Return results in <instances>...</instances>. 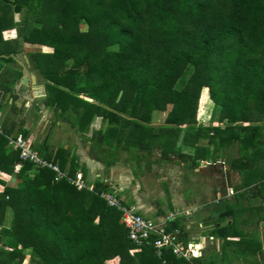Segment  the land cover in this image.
Here are the masks:
<instances>
[{
	"label": "trees",
	"instance_id": "trees-1",
	"mask_svg": "<svg viewBox=\"0 0 264 264\" xmlns=\"http://www.w3.org/2000/svg\"><path fill=\"white\" fill-rule=\"evenodd\" d=\"M14 11L25 29L6 39ZM22 51L44 79L45 106L94 145L113 151L160 147L165 158L198 163L223 157L225 146L237 142L241 185L264 190L262 169H251L264 157V0H0V62L11 64L4 81L0 68V109L9 93L15 110L14 86L23 72L14 57ZM203 88L216 123L206 127L197 120ZM156 112H166L158 126L152 124ZM1 129L0 171L14 174L16 185L4 183L0 193V264H22L27 255L29 264H227L206 255L188 261L171 248L159 255L151 244L132 254L136 244L121 211L100 195L113 192L106 184L79 190L29 161L15 171L20 153ZM190 137L207 143L191 142L189 156L180 145ZM35 149L67 176L78 172L68 149L48 141ZM175 228L182 236L173 220L168 229ZM213 233L224 248L239 235L238 253H264L259 243L247 248L234 224Z\"/></svg>",
	"mask_w": 264,
	"mask_h": 264
},
{
	"label": "crops",
	"instance_id": "crops-1",
	"mask_svg": "<svg viewBox=\"0 0 264 264\" xmlns=\"http://www.w3.org/2000/svg\"><path fill=\"white\" fill-rule=\"evenodd\" d=\"M18 65L20 66L19 63ZM8 66L10 65L6 63L3 66L0 64V68H8ZM30 70H32L31 66L29 72L36 75V86L25 84L21 79L14 86L15 110H12L10 106L13 99L9 93L6 94L8 104L0 109V123L3 129L5 127V131H9L8 137L21 133L23 129L28 132L27 138L33 141L34 147L48 141L54 149L57 147L68 149L70 154L75 157L77 170L83 172L87 183L95 186L98 182H103L125 204L148 220L162 223L170 212H174L176 214L174 221L179 223V228L183 231L181 237L183 241L202 243L207 246L205 251L211 248V245L222 242L223 239L213 233L217 227L234 224V227L241 230L240 225L256 222V216L244 217V215L241 216L242 212L257 211L260 214L256 223L259 224L264 220V215H261V211L264 209L261 206L250 207L247 205L249 200L256 197H260L264 204V190L251 189L255 183H252L250 187L241 185L244 181V170L240 169L238 163L235 162L241 154L239 143L234 142L226 145L222 150L223 157L219 159L201 160L194 163L191 159L178 155H173L171 159L165 158L160 147H154L150 152L143 151L144 153H140L138 149L117 148L116 151H113L105 146L94 145L91 140L80 135L78 131L66 130L61 136L58 132L64 120L57 116L52 118L45 113L42 107L43 102L36 97L39 89H42L38 82V75ZM4 74V70H2V81L5 80ZM27 85L28 87H24ZM19 91H22L23 94ZM21 102L26 103L27 109L20 107ZM32 102L34 103L32 104ZM212 112L213 109L211 112L208 111L206 115L209 119L205 121L199 119V113L197 120L200 121L198 123L205 127L216 124L212 120ZM52 114L54 115L53 111ZM220 124L224 126L222 123ZM42 129L45 131L42 132ZM189 141V143L180 145L181 151L189 156L195 151V147L192 146L194 141L197 146H205L207 143L201 138L197 140L196 137H190ZM232 161L235 166L230 167L229 164ZM263 168L264 157L258 158L251 164L253 170ZM0 180L3 181L0 183V192L4 189V183L9 186L16 185L14 174L0 171ZM229 187L235 191L234 194L232 193L233 195L229 194ZM224 204L225 207L220 210L219 207ZM237 206H241L242 211L239 209V217L236 219L234 212L230 211L236 209ZM225 209L228 211L227 215L220 218L219 215ZM253 214L255 213L253 212ZM240 220L243 224L240 223ZM257 227L261 228L262 226L258 225ZM244 235V241L248 238L251 239L246 234ZM210 237H213L212 241ZM257 243L263 244L260 235ZM205 251L203 250L202 254L206 255L207 251ZM259 254L261 255V253Z\"/></svg>",
	"mask_w": 264,
	"mask_h": 264
},
{
	"label": "built area",
	"instance_id": "built-area-1",
	"mask_svg": "<svg viewBox=\"0 0 264 264\" xmlns=\"http://www.w3.org/2000/svg\"><path fill=\"white\" fill-rule=\"evenodd\" d=\"M1 130L0 123V131ZM8 140L9 144L16 147L20 153L21 161L16 164L15 171L19 170L22 162L29 161L35 168H47L54 171L57 180L67 178L77 189L93 191L94 186L86 182L81 170H79L74 177L67 176L57 163L43 158L35 149L33 141L25 137L22 133L9 136ZM100 195L109 206L115 207L121 211V222L128 228L129 238L136 244V247L130 250L132 254L139 251L142 245L151 244L159 255L164 248H171L172 252L177 257L185 258L188 261H192L193 258H199L203 255L202 251L205 249L204 244L198 242H184L181 238L182 236L179 229H168V224L176 219V214L174 212H170L162 223H157L146 219L142 214L122 204L115 192H101ZM6 198H8V196ZM210 240L212 241L213 237H210Z\"/></svg>",
	"mask_w": 264,
	"mask_h": 264
},
{
	"label": "rangeland",
	"instance_id": "rangeland-1",
	"mask_svg": "<svg viewBox=\"0 0 264 264\" xmlns=\"http://www.w3.org/2000/svg\"><path fill=\"white\" fill-rule=\"evenodd\" d=\"M13 15L15 16V26L13 28H11V29H6V30L3 31L4 38H6V39H8V38H16V37L20 36V34L25 29V22H21L20 18H19L21 16V13H19V11H17V13H16V11H14ZM36 48L39 49L42 52L43 51L44 52L48 51L47 47H40V48L36 47ZM15 57L17 59L22 60L24 62V58H23L22 52L17 54ZM0 64H1V66L5 65V61H3L2 63L0 62ZM9 65H11V64H9ZM2 70H4L6 72V70L4 68H1V71ZM30 71L38 75V78H39L38 82H40L42 89L41 88L39 89V91L37 92V96L36 97H38V100L42 101V98L44 97V92H45V87L43 85L44 84V79L37 71H32V70H30ZM7 76H8V74L5 73L3 75V78L5 79ZM24 87H28V85L24 86ZM23 90H25V89H23ZM22 91H19V93L21 92V94H23ZM205 92H206V88H203L202 91H201V94H200V99H199V104H198V114L200 113L199 119L200 120L202 119L204 121L209 119V117L206 115L208 113V111L211 112L212 109L214 108V103L211 100L208 99L207 92H206V95H205ZM204 96H206V98L203 99ZM33 103L34 102H32V104ZM20 107L22 109H25L26 108V103H22L21 102L20 103ZM42 107L44 108V111H45L46 114H48L49 116H52V118L55 117V115L52 114V110L49 107H45L44 103H42ZM198 114H197V119H198ZM165 115H166V112H162V113H160V112L157 113L156 112L155 115H154V118L152 119V124L155 125V126L161 125L163 123V121H164ZM200 120H198V121H200ZM69 123H70L69 121H62L61 129L58 132V134H60L62 136L63 132H66V130H69V131H72V132L78 131L76 128H74L73 126L69 125ZM42 130H43L42 132L45 131V129H42ZM247 151L250 153L251 152L250 148ZM139 152L142 153L143 151H139ZM263 171H264V168L262 169V174L264 173ZM229 192H230L229 193L230 195H233L235 191H233V189L231 187H229ZM247 205L250 206V207H257V206L259 207V206H261L262 209H264V204H262V200H261L260 197H256L254 199L249 200ZM224 207H225V204H224V206H220L219 209L222 210ZM241 208H242L241 206H237L236 210L234 211V215H235L236 219H237V217H239L238 216L239 209L241 210ZM253 212L255 214H253ZM261 212H262L261 215H264V210L261 211ZM259 214L260 213H257V211L248 210L246 212H242L241 216L244 215V217L250 218V217H253V215H254V216H256L255 217L256 218L255 219L256 222H258L257 220L259 219ZM261 217H263V216H261ZM263 219H264V217H263ZM9 222H10V217L8 216L6 218V220H5L6 226L9 224ZM235 222H233V223H235ZM256 222L244 223V226L240 225V229L243 232V236H245L244 234H246V236H249L251 238V239H249V238L245 239L246 240L245 242L248 243V244L245 243L244 245L248 246L247 248H249V246H251V245L254 246L255 244L253 242H256V244H257L258 237L260 235L261 238L263 239V244L261 245L262 250H263L264 249V232H263L264 231V220L260 221L259 224L256 223ZM240 223L243 224L241 222V220H240ZM258 225L259 226L261 225L262 227L259 228V227H257ZM241 237L242 236H239V235L230 236L227 239V242H229V243L226 242L227 246H225V248L223 246L225 241L223 242V240H222V242L220 241L219 244L215 243L216 245L215 244L211 245L210 246L211 248H208L206 250L207 252L205 251V249L207 248V246L205 245L204 251L206 252V256L210 257L211 260L215 259L219 263H221L222 260H224V261L228 260L227 264H255V261L257 259L259 262L264 264V253L261 254V255L260 254L258 255V253H255L254 255H252V254H250L248 252H246V253L243 252L245 255H242V254H240V253H238L236 251V246L237 245L235 243H237ZM249 241H250V243H249ZM248 251H249V249H248ZM22 264H29V255L26 256V258H25V260H24V262Z\"/></svg>",
	"mask_w": 264,
	"mask_h": 264
},
{
	"label": "water",
	"instance_id": "water-1",
	"mask_svg": "<svg viewBox=\"0 0 264 264\" xmlns=\"http://www.w3.org/2000/svg\"><path fill=\"white\" fill-rule=\"evenodd\" d=\"M22 54H23L24 62L14 57L22 68V72H23L22 82L25 84H33L36 86V83H37L36 75L31 74L29 72L30 65H29L28 57L24 51H22ZM85 98L89 101H92V98H89V97H85Z\"/></svg>",
	"mask_w": 264,
	"mask_h": 264
},
{
	"label": "clouds",
	"instance_id": "clouds-1",
	"mask_svg": "<svg viewBox=\"0 0 264 264\" xmlns=\"http://www.w3.org/2000/svg\"><path fill=\"white\" fill-rule=\"evenodd\" d=\"M79 171V170H78Z\"/></svg>",
	"mask_w": 264,
	"mask_h": 264
}]
</instances>
